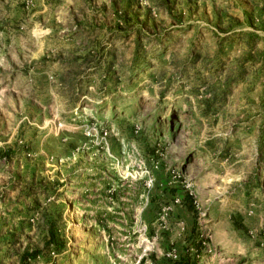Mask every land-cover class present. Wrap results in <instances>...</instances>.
I'll use <instances>...</instances> for the list:
<instances>
[{
	"label": "rangeland",
	"instance_id": "rangeland-1",
	"mask_svg": "<svg viewBox=\"0 0 264 264\" xmlns=\"http://www.w3.org/2000/svg\"><path fill=\"white\" fill-rule=\"evenodd\" d=\"M0 264H264V0H0Z\"/></svg>",
	"mask_w": 264,
	"mask_h": 264
},
{
	"label": "trees",
	"instance_id": "trees-1",
	"mask_svg": "<svg viewBox=\"0 0 264 264\" xmlns=\"http://www.w3.org/2000/svg\"><path fill=\"white\" fill-rule=\"evenodd\" d=\"M36 253L30 254L29 258L34 257Z\"/></svg>",
	"mask_w": 264,
	"mask_h": 264
}]
</instances>
